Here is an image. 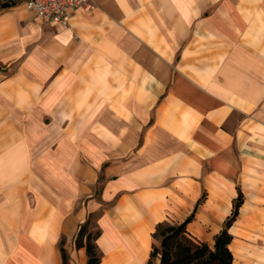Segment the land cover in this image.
<instances>
[{
	"label": "crops",
	"instance_id": "crops-1",
	"mask_svg": "<svg viewBox=\"0 0 264 264\" xmlns=\"http://www.w3.org/2000/svg\"><path fill=\"white\" fill-rule=\"evenodd\" d=\"M0 8V264H147L158 223L264 264V0ZM155 258L152 264H158Z\"/></svg>",
	"mask_w": 264,
	"mask_h": 264
},
{
	"label": "trees",
	"instance_id": "trees-1",
	"mask_svg": "<svg viewBox=\"0 0 264 264\" xmlns=\"http://www.w3.org/2000/svg\"><path fill=\"white\" fill-rule=\"evenodd\" d=\"M12 3L3 1L0 8L10 6ZM243 203V195L237 189V196L233 200L232 210L225 218L222 229L215 234L212 246L206 242L198 241L187 231V225L195 214V209L181 222L158 223L153 238L158 244H153L147 264H152L153 259L159 258L158 264H231L233 254L229 248L232 235L229 228L239 214V208ZM90 216L80 225L76 234L75 247L85 248L87 255L86 264H98L100 257L96 250L95 241L99 236V230L92 233L89 229ZM62 264H70L69 255L63 247V240L59 244Z\"/></svg>",
	"mask_w": 264,
	"mask_h": 264
},
{
	"label": "built area",
	"instance_id": "built-area-1",
	"mask_svg": "<svg viewBox=\"0 0 264 264\" xmlns=\"http://www.w3.org/2000/svg\"><path fill=\"white\" fill-rule=\"evenodd\" d=\"M92 3L93 0H25V7L40 22L66 25L70 12Z\"/></svg>",
	"mask_w": 264,
	"mask_h": 264
},
{
	"label": "rangeland",
	"instance_id": "rangeland-1",
	"mask_svg": "<svg viewBox=\"0 0 264 264\" xmlns=\"http://www.w3.org/2000/svg\"><path fill=\"white\" fill-rule=\"evenodd\" d=\"M95 220H96V216L95 215H90V225H89V229L92 231V233H95V231L98 230Z\"/></svg>",
	"mask_w": 264,
	"mask_h": 264
}]
</instances>
